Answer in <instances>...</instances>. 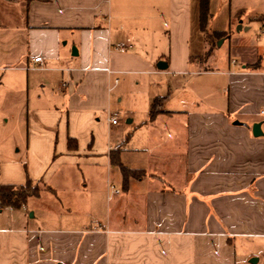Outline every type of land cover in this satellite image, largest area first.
<instances>
[{
    "label": "crops",
    "instance_id": "crops-1",
    "mask_svg": "<svg viewBox=\"0 0 264 264\" xmlns=\"http://www.w3.org/2000/svg\"><path fill=\"white\" fill-rule=\"evenodd\" d=\"M199 9L200 0H0V118L21 117L33 165L24 173L7 162L12 178L0 186L30 179L40 187L31 197L67 196L65 208L89 212L47 228H30L21 214L22 225L0 227V264L264 261V58L256 52L252 63L201 71ZM208 11V23L221 16L228 30L236 22L239 31H264V0H208ZM175 76L165 111L163 78ZM146 79L151 90L133 92L145 113L136 129L161 120L168 131L151 135L152 148H124L110 132L119 122L107 121L108 130L100 119L113 91ZM158 98L172 114L150 122ZM255 123L263 136L252 135ZM144 151L155 172L131 164Z\"/></svg>",
    "mask_w": 264,
    "mask_h": 264
},
{
    "label": "rangeland",
    "instance_id": "rangeland-1",
    "mask_svg": "<svg viewBox=\"0 0 264 264\" xmlns=\"http://www.w3.org/2000/svg\"><path fill=\"white\" fill-rule=\"evenodd\" d=\"M225 22L226 20L219 16L214 23H208L205 31H201V33L195 25V43H199V41L201 42L202 51L199 54L201 55V58L204 59V66L200 68L201 71H226L234 67H239L242 64H247L249 62L252 63L255 61L254 56L256 52H260V56L264 58V34L261 33V31H258L255 24H250V29L247 31L244 30L247 25L243 27L242 31H239L237 29L238 24L235 25L236 22L232 23L229 30L225 27ZM246 24H248V21ZM214 30H224L222 32H225L226 35L223 38L216 40L213 33L221 31ZM196 48L197 47H195V49ZM208 51L209 56L205 58V54ZM235 62L236 65H234ZM180 81L181 80H178L176 76L174 78H163L164 90L161 92L160 96L171 97L167 104H163V110H173V103H175L174 101L176 99V85L180 83ZM214 81H212V83ZM152 82V79H146V81L141 80L139 86H133L132 84L126 83L122 85L121 83L123 88H125L124 94L119 96L116 94L117 91L112 92L109 112L104 113V117L100 119V122L107 129V121L110 123L111 115H117L116 119L119 122V125L115 130L111 127L112 130H110V132L116 135L114 141H116L118 145L124 142V148H139L142 150H146L147 146L152 148L154 143L150 140L151 135L156 133L157 135L162 134L165 136L166 131H168L166 125L160 123L161 120L155 122L154 125L148 124V126L142 130L136 129V126L141 121L145 120V113L140 105L134 104L133 92L135 89H137L139 93H143V91L148 92L151 90ZM212 85H215V83ZM132 118H134L133 123L127 124V120H131ZM0 119V127L6 129L0 140V179H9L10 177L12 178V170L11 167H8L9 165L7 162H12L14 160L20 162V168L24 173L25 171L27 172L28 166L32 168L33 165H30L26 158V133L23 131L21 117L14 116ZM7 119L8 122L6 121ZM98 119L99 116L97 115L95 121ZM235 119L241 120V117L235 116ZM11 135H15L17 138L19 137V141L13 143L10 139ZM149 157L150 154L147 151H144L143 153H140L139 156H133L129 158V160L133 166H142L147 169V172H155V170L147 165L145 159ZM162 170L163 169H156L157 174H160ZM163 172L166 171L163 170ZM165 174L167 175V173ZM168 179L170 180V178ZM108 181L109 183L111 182L110 186H118L113 177ZM173 181H176V179ZM32 186L36 188L34 185ZM33 187H27L26 193H34V189H32ZM118 190L120 191V189ZM99 192V199H102V204L104 206L107 197L106 193L103 194L101 191ZM121 195H123V193ZM67 199V196L53 197L50 195H42L39 199L31 196L27 197L25 202L22 203L19 208L0 204V227L7 228L19 226L20 224L22 225L21 214L24 216L27 223H29L30 228H47L60 226V222H57V219L61 216L71 215L76 217L78 214L83 215V212H86V214L89 213L87 211H82L81 209H73L70 207L65 208ZM44 217L49 221L46 222L40 220ZM259 264H264V261L261 259Z\"/></svg>",
    "mask_w": 264,
    "mask_h": 264
},
{
    "label": "trees",
    "instance_id": "trees-1",
    "mask_svg": "<svg viewBox=\"0 0 264 264\" xmlns=\"http://www.w3.org/2000/svg\"><path fill=\"white\" fill-rule=\"evenodd\" d=\"M210 17L208 11V0H200V9H199V28L202 32L205 31L208 19ZM226 35L225 32H215L213 36L216 40L223 38ZM209 56V51L206 52L205 58ZM204 60V59H203ZM162 103L163 99H154L150 105L149 109V121L152 122L156 119V117L160 114H172L170 112L162 111ZM124 177H133V178H140L141 173L129 170H123ZM36 188L32 186V182L30 179L26 180V184L24 186H0V204L7 205L19 208L22 203L25 202L27 197L30 196H37L39 193V187L34 185ZM27 187H33L34 193H26Z\"/></svg>",
    "mask_w": 264,
    "mask_h": 264
},
{
    "label": "water",
    "instance_id": "water-1",
    "mask_svg": "<svg viewBox=\"0 0 264 264\" xmlns=\"http://www.w3.org/2000/svg\"><path fill=\"white\" fill-rule=\"evenodd\" d=\"M240 26L237 27L238 30H240ZM160 64H163V65H160ZM157 68L160 69V70H163L166 68V64L164 63H159L157 65ZM235 124H238V123H235ZM252 135L254 137H260V136H263V133L261 131V123H255L253 126H252Z\"/></svg>",
    "mask_w": 264,
    "mask_h": 264
},
{
    "label": "built area",
    "instance_id": "built-area-1",
    "mask_svg": "<svg viewBox=\"0 0 264 264\" xmlns=\"http://www.w3.org/2000/svg\"><path fill=\"white\" fill-rule=\"evenodd\" d=\"M261 33L264 34V31H261ZM34 62L35 63L41 62V58H35ZM262 113H263V111H262ZM116 118H117L116 114L111 115V121H110L111 125H113V126L117 125L118 121ZM109 191L112 195H118L120 193V191L118 189H116L114 186H109ZM263 255H264V252H263Z\"/></svg>",
    "mask_w": 264,
    "mask_h": 264
}]
</instances>
